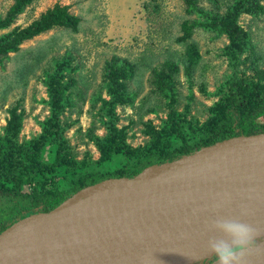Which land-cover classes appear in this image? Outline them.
<instances>
[{
  "label": "rangeland",
  "instance_id": "374dc122",
  "mask_svg": "<svg viewBox=\"0 0 264 264\" xmlns=\"http://www.w3.org/2000/svg\"><path fill=\"white\" fill-rule=\"evenodd\" d=\"M199 1L205 10L222 15L232 4V0H219L218 5L210 0ZM14 2L0 0V18L6 16ZM57 3L68 5L70 12L81 18L79 30L52 29L25 41L18 52L11 53L0 65V138L5 135L14 109L22 115L19 145L42 132L40 122L50 115L44 81H52L56 70L63 68L64 84L71 78L76 81L67 91L71 101L63 117L69 126L66 136L73 155L78 161H102L104 169L122 167L126 159L121 154L112 152L102 159L96 138H105L111 124L132 148L145 151L170 142L172 108L152 91L151 80L154 69L171 61L180 67L174 109L179 123L185 121L176 131H184L197 144L207 121L215 115L216 104L224 97L225 83L234 74L225 53L230 42L227 35L217 36L216 32L198 28L190 40L179 42L183 21L197 18L195 14H186L184 0H34L0 34L30 25ZM239 23L248 32L249 42L242 56L246 63L239 70H247V77H251L253 68L264 69V14H242ZM113 57L136 66L134 76L127 82L129 91L137 94L134 106L118 105L110 110L100 99H110L104 81L106 63ZM58 61L62 66L56 64ZM220 90L222 93L217 95ZM172 139L176 145L181 144ZM30 190V186L22 188L23 192ZM7 200L0 194L1 209ZM18 203L8 201L10 206ZM214 260L212 257L195 264Z\"/></svg>",
  "mask_w": 264,
  "mask_h": 264
},
{
  "label": "water",
  "instance_id": "95a60500",
  "mask_svg": "<svg viewBox=\"0 0 264 264\" xmlns=\"http://www.w3.org/2000/svg\"><path fill=\"white\" fill-rule=\"evenodd\" d=\"M218 218L252 225L242 264H264V133L83 188L3 231L0 264H195Z\"/></svg>",
  "mask_w": 264,
  "mask_h": 264
},
{
  "label": "trees",
  "instance_id": "16d2710c",
  "mask_svg": "<svg viewBox=\"0 0 264 264\" xmlns=\"http://www.w3.org/2000/svg\"><path fill=\"white\" fill-rule=\"evenodd\" d=\"M33 1L15 0L6 16L0 18V33L9 29ZM210 1L216 5L219 2ZM263 2L232 0L227 12L222 15L205 10L199 0H184L186 14H195L197 18L183 21V34L177 40L187 42L198 28L216 32L217 36L227 35L230 42L225 53L234 73L225 83V90H222L224 97L216 104L215 115L207 121L197 144L184 131H176L185 122L179 123L174 109L178 102L177 77L180 67L175 62L167 61L161 68L153 70L151 84L152 91L162 96L172 108L169 116L171 123L168 125L170 142L163 146L156 144L145 151L132 148L116 132V127L110 124L107 136L96 138L102 159L112 152L121 154L126 159L125 165L104 169L102 161H78L66 136L69 126L63 119L71 101L67 91L76 81L71 78L64 84L63 68L57 69L52 81H44L49 92V100L45 102L49 105L50 115L40 122L42 132L30 142L19 145L17 140L22 130V115L14 109L5 135L0 138V194L2 198L8 199L4 202V208H0V234L28 216L50 212L78 191L103 180L132 179L147 167L173 162L203 147L234 137L264 133V69L253 68L251 77H247V70H239L246 63L242 56L249 47L248 32L240 25L239 18L242 14L256 17L264 14ZM80 23L81 18L72 14L68 5L55 4L30 25L0 34V65L11 53L18 52L25 41L55 28L77 32ZM56 64L62 66L60 61ZM135 69L134 64L119 57L107 61L104 83L110 99H100L110 110L118 105L134 106L137 94L129 91L127 82L134 76ZM186 71L191 77V69L187 67ZM222 92L220 90L217 95ZM107 114L110 116L109 109ZM173 137L180 140L181 144L176 145ZM24 186H30L31 190L23 192ZM9 200H18L19 203L10 206Z\"/></svg>",
  "mask_w": 264,
  "mask_h": 264
},
{
  "label": "clouds",
  "instance_id": "9594fccd",
  "mask_svg": "<svg viewBox=\"0 0 264 264\" xmlns=\"http://www.w3.org/2000/svg\"><path fill=\"white\" fill-rule=\"evenodd\" d=\"M211 227L222 234L208 241V250L214 255L215 264H242L245 254L256 246L254 238L259 233L250 224L237 219L218 218Z\"/></svg>",
  "mask_w": 264,
  "mask_h": 264
}]
</instances>
